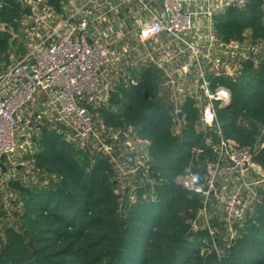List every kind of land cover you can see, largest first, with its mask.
Returning a JSON list of instances; mask_svg holds the SVG:
<instances>
[{
  "label": "trees",
  "instance_id": "16d2710c",
  "mask_svg": "<svg viewBox=\"0 0 264 264\" xmlns=\"http://www.w3.org/2000/svg\"><path fill=\"white\" fill-rule=\"evenodd\" d=\"M0 1V22L14 26L23 14L19 1ZM263 6L264 0H247L243 7L228 8L216 20L218 35L264 44ZM9 36L0 30L3 66ZM254 59L258 65L247 62L245 80L221 81L232 93L231 105L218 114L222 134L240 148L253 149L264 129V51ZM160 78L147 67L134 83L110 91L107 103L96 107L98 132L115 162L96 147L80 148L49 124L36 128L30 159L39 180L21 183L22 169L11 166L6 171L16 180L3 183L0 174L1 186L9 188L3 194L12 203V209L1 211L0 196V264H264V188L230 230L224 218L210 213L216 201L209 197L206 222L203 197L180 187L176 179L188 175L192 164L206 176L207 166L214 163L207 141L214 144L218 136L201 129L191 103L184 104L178 120L168 100L158 97ZM175 126L179 133H174ZM116 132L134 133L147 156L131 177V191L120 187L117 165L128 164L121 161L122 149L128 147L111 139ZM221 185L215 182L218 191Z\"/></svg>",
  "mask_w": 264,
  "mask_h": 264
},
{
  "label": "built area",
  "instance_id": "2783aa9c",
  "mask_svg": "<svg viewBox=\"0 0 264 264\" xmlns=\"http://www.w3.org/2000/svg\"><path fill=\"white\" fill-rule=\"evenodd\" d=\"M18 1L23 14L16 24L6 27L0 22V30L10 35L8 63H0V164L20 167L9 159L21 141L17 134L28 108L32 113L28 114L29 123L49 124L80 148L96 147L113 160L111 147L98 132L95 109L107 103L110 91L127 88L143 69L153 67L161 75L158 97L168 100L171 113L180 114L181 120L184 104L191 103L201 129L218 136L214 144L207 141L214 157V163L206 168L209 179L195 189L203 197V214L209 197L218 198L215 180L217 172L224 171L234 186L248 191L245 201L233 196L222 202L226 220L242 218L243 210L264 188V179L255 177L247 166L264 140V129L253 149L240 148L224 138L218 114L231 105L232 93L221 81L236 84L245 80L247 62L258 65L254 56L264 51V44L225 40L218 35L215 23L228 8L243 7L247 0H223L207 13L187 12V0ZM205 15L206 24L194 23L195 17ZM261 24L264 26V6ZM31 106L40 107L46 116L35 119ZM129 132L123 133L122 141L118 138L121 132L111 139L128 147L122 149L121 157L128 164H118L117 173L121 190L131 191V177L147 156L134 133ZM6 172L0 169L7 178L10 173ZM192 228L197 229L195 225Z\"/></svg>",
  "mask_w": 264,
  "mask_h": 264
},
{
  "label": "rangeland",
  "instance_id": "374dc122",
  "mask_svg": "<svg viewBox=\"0 0 264 264\" xmlns=\"http://www.w3.org/2000/svg\"><path fill=\"white\" fill-rule=\"evenodd\" d=\"M36 105H38V103ZM31 107L35 110V112L33 111V113L35 115V119L37 118V120H38V117L46 116L44 114V110L43 109L41 110L40 107H37V106H31ZM26 111L27 112L24 114L25 118L19 127V131H18L19 134H17L18 141H19V139H21V141L18 142L17 149H16L15 153L10 157L9 160H11L12 162L15 161L20 167H22V168L17 167L19 169H22V171L19 173L20 178H21L19 180L21 183L28 184V183H35L40 178L39 173H37V171H34L32 165H31V159H30V156L34 152L33 151L34 146L32 145L31 142H32L33 137H35V131H36V128L39 126V124L38 123L34 124L35 121H33L32 123H29L28 122L29 115H32V113H31V110L29 108ZM178 130H179V126H175L173 128V131L175 134H176V132L179 133L180 130L179 131ZM261 132H262V129L260 130L259 135H261ZM20 136H23V137L21 138ZM23 138H25L27 140V142L23 143V140H22ZM20 160H24V161H20ZM205 160L208 161V158H206V156H205ZM192 165H193V168L191 167ZM192 165H190L191 169L189 170V174L186 176L178 177L176 179V181L180 187L184 188L185 190H187L189 192L199 193L200 197H201V193L198 191H195V189L197 186H201V188L203 187V184H199V183H201L202 180H204V179L207 181L209 179V174H208V172H206V176H203V174L201 172H200V174H198L199 172L196 171L198 166H196L194 164H192ZM200 170H201V168H200ZM7 176L9 178L8 177L6 178L5 175L3 176V179H2L3 183L5 181H7V179L8 180H10V179L16 180L15 177L13 176V173L7 174ZM180 178H182V179H180ZM216 181H222L223 185L220 186V191H218L219 189L215 188L216 191L220 192V193L218 194V198L215 199L216 204L214 203L211 206L210 213H212L213 216H215V218H217V216H218V219L224 218V220H225V222H227V225L229 226V230H230L231 224L234 222H232V221L228 222L226 220L227 217L225 214V207H224V204L222 202L225 201L227 198H231L233 196H237V198H240L241 200L245 201L246 197L248 195V191L245 188L238 189V186H234L233 185V182H234L233 179L228 174L225 175L224 171H222V172L218 171L217 172L215 182ZM2 182L0 181V192H1L0 196L3 195L4 202L2 204V210L1 211H7L8 209H10V207L12 209V203H10V196L6 195L5 193L3 194V192L8 191L9 188L4 186V185L1 186ZM190 183H192L194 189H192V185H190ZM124 195H126L128 197V193L126 191L124 192ZM0 201H1V198H0ZM222 207L224 208V211H223ZM210 213H209V215H210ZM197 214H199V213H197ZM197 214L195 215V218H197V220H198L197 216H199V215H197ZM211 218L213 219L212 216H211ZM236 220H238V219H236ZM207 221H208V219H207ZM4 223H5V220L3 221V224ZM208 230H209L210 236H213L214 235V228L211 226V223H210V225H208ZM232 237H234V231H231V233H230V238H232ZM212 238H214V237H212ZM212 248L213 249L216 248L215 243H212Z\"/></svg>",
  "mask_w": 264,
  "mask_h": 264
},
{
  "label": "crops",
  "instance_id": "0c3cea01",
  "mask_svg": "<svg viewBox=\"0 0 264 264\" xmlns=\"http://www.w3.org/2000/svg\"><path fill=\"white\" fill-rule=\"evenodd\" d=\"M223 3V0H187L185 3V10L187 12H210L212 10H216L220 4ZM202 22L206 24L208 22V15L199 16L194 18V23ZM202 36H205V32L203 31ZM197 39V37H194Z\"/></svg>",
  "mask_w": 264,
  "mask_h": 264
},
{
  "label": "water",
  "instance_id": "95a60500",
  "mask_svg": "<svg viewBox=\"0 0 264 264\" xmlns=\"http://www.w3.org/2000/svg\"><path fill=\"white\" fill-rule=\"evenodd\" d=\"M227 107L228 106H226L225 108H227ZM178 117L180 118V114H178ZM201 125H203V122H201ZM118 138L120 141H122L124 139L123 133H119ZM247 166L250 168V170L252 171V173L255 177H259V178L264 179V140L261 143L257 152L251 156L250 160L247 163ZM0 169L4 173L5 172V165L0 164ZM17 169H19V168H17ZM136 174H138V172H136Z\"/></svg>",
  "mask_w": 264,
  "mask_h": 264
}]
</instances>
